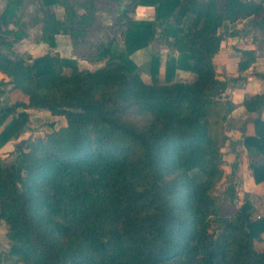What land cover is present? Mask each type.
Returning a JSON list of instances; mask_svg holds the SVG:
<instances>
[{
    "label": "trees",
    "instance_id": "1",
    "mask_svg": "<svg viewBox=\"0 0 264 264\" xmlns=\"http://www.w3.org/2000/svg\"><path fill=\"white\" fill-rule=\"evenodd\" d=\"M22 3L5 0L1 9L0 2V71L29 97L2 105L0 81V148L28 127V108L64 116L66 124L23 140L10 162L0 155V221L10 252L23 264H264L255 246L264 240V218L254 216L251 199L224 210L234 184L217 191L222 127L236 104L222 97L232 79H221L214 64L225 21L253 15L264 29V0H129L122 37L91 52V60H105L95 70L58 53L16 52L27 35ZM39 3L41 39L51 47L59 33L76 46L94 17L68 0ZM55 5L64 7L63 19ZM138 5L153 6L154 18H135ZM155 41L168 49L164 73L161 49L153 48L147 82L133 55ZM180 69L195 78L176 80ZM244 105L259 114L255 133L240 141L259 157L250 166L258 183L264 93Z\"/></svg>",
    "mask_w": 264,
    "mask_h": 264
},
{
    "label": "crops",
    "instance_id": "2",
    "mask_svg": "<svg viewBox=\"0 0 264 264\" xmlns=\"http://www.w3.org/2000/svg\"><path fill=\"white\" fill-rule=\"evenodd\" d=\"M57 6H54L55 11ZM154 15L153 6L138 5L133 10V16L137 19H153ZM58 17L64 18V16ZM256 21L257 18L253 15L239 18L233 22L225 21L221 28L225 36L219 52L214 57V64L221 79H232L222 97L231 99L236 104L235 109L228 115L222 127L220 145L224 155L223 181H225L226 187L231 184L235 185V200L238 201V205L246 199H251L254 204V216L259 215L264 218V180L255 182L250 167L251 164L259 160V157L240 144L245 134L252 135L255 133L253 121L259 115L257 112L246 109L244 99L254 94L264 93V76H258V74H264V29L258 26ZM10 28H14V25H10ZM39 29L35 34L36 38H32V34L27 31V35L15 43L14 50L23 56H31L32 58L47 52L58 53L62 57L76 59L80 69L95 70L105 65V60H91L77 54V49L68 34H56V46L51 47L41 39L42 31L41 28ZM10 37L12 38L13 35L11 34ZM243 50H248L249 53L244 54ZM152 51L153 45H149L133 55L142 68V73H146V77L143 78L147 82H151L149 64ZM167 51V47L163 44L161 48L162 75ZM246 61L249 63L242 68L241 63H246ZM64 70L66 73L71 72L70 68ZM195 76L193 72L180 69L177 70L176 80L189 81ZM1 80L6 81L2 85L4 89V93L1 95L2 105H9L16 101L28 103V95L7 82V75L0 71ZM28 111L30 112L28 127L23 128L19 134L0 148V155L3 154L1 158L2 160L6 158L5 162L12 161L17 156L16 147L23 140L28 137L30 139L44 137L45 133L66 124L64 116L53 115L49 110L28 108ZM261 116L264 119V109ZM58 121H61L59 125L57 124ZM39 124H42L41 128L36 129L35 126ZM261 243L264 241L261 240Z\"/></svg>",
    "mask_w": 264,
    "mask_h": 264
},
{
    "label": "rangeland",
    "instance_id": "3",
    "mask_svg": "<svg viewBox=\"0 0 264 264\" xmlns=\"http://www.w3.org/2000/svg\"><path fill=\"white\" fill-rule=\"evenodd\" d=\"M1 5L4 6L5 0H1ZM68 2L75 7L79 14L86 13V11H93V20L86 32L79 33L77 35V54L83 58L90 59L91 52L95 46L107 40L111 36L122 37L123 24L120 19L121 13L127 7L129 0H68ZM92 4V5H91ZM91 5V6H90ZM90 6V8H89ZM129 6V5H128ZM21 24L27 31L32 34V38H36V32L42 27V24L38 21L42 19L43 12L39 3V0H23L21 7ZM134 6H132L133 15ZM58 16L65 17V9L63 6L58 5L56 9ZM38 25V27H37ZM11 36V35H10ZM163 43L161 41H155L153 48L161 49ZM148 52L150 50H147ZM143 77H146V73H142ZM61 121H58V125ZM42 124L35 126L36 129H40ZM46 134V133H45ZM3 157V154H1ZM16 157V156H15ZM6 158H3L5 162ZM10 162V161H8ZM226 184L223 181V177L217 186L219 193L226 192ZM230 192H226V198L224 199V210L232 212L237 206L238 201L235 200L236 191L232 195ZM8 226L4 220L0 221V264H23V261L16 254L10 252V241L7 236ZM264 241V240H262ZM255 246L258 250H264V243L261 240L256 241Z\"/></svg>",
    "mask_w": 264,
    "mask_h": 264
},
{
    "label": "built area",
    "instance_id": "4",
    "mask_svg": "<svg viewBox=\"0 0 264 264\" xmlns=\"http://www.w3.org/2000/svg\"><path fill=\"white\" fill-rule=\"evenodd\" d=\"M259 217H261V216L258 215L257 218H259Z\"/></svg>",
    "mask_w": 264,
    "mask_h": 264
}]
</instances>
